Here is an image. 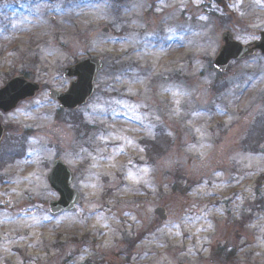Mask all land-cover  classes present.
<instances>
[{"label":"rangeland","instance_id":"1","mask_svg":"<svg viewBox=\"0 0 264 264\" xmlns=\"http://www.w3.org/2000/svg\"><path fill=\"white\" fill-rule=\"evenodd\" d=\"M221 2L0 0V88L41 85L1 115L0 264H264V56L213 68L264 0ZM87 59L94 94L60 110L49 90ZM57 158L80 203L52 216Z\"/></svg>","mask_w":264,"mask_h":264},{"label":"water","instance_id":"2","mask_svg":"<svg viewBox=\"0 0 264 264\" xmlns=\"http://www.w3.org/2000/svg\"><path fill=\"white\" fill-rule=\"evenodd\" d=\"M104 33L108 30L104 29ZM222 46L219 49L213 67L220 74L225 73L230 61H239L254 56L257 52L264 55V32L260 33L258 41L241 45L236 42L233 35L224 33L221 38ZM102 64L99 60H86L63 71V78L69 80L76 78L70 84L67 92L59 93L50 91V99L56 101L60 108L65 110H74L83 106L94 92L93 82L95 75L100 71ZM38 84L29 82L22 76L10 80L0 89V112L7 114L14 110L17 105L28 99H32L39 92ZM3 137V127L0 119V142ZM50 189L58 195V199L49 203V212L56 215L62 212H68L78 205L80 198L78 193L71 187L74 183L72 172L62 163L56 160L52 165V170L47 177ZM154 215L161 222L167 220L164 208L158 207L154 210Z\"/></svg>","mask_w":264,"mask_h":264},{"label":"flooded vegetation","instance_id":"3","mask_svg":"<svg viewBox=\"0 0 264 264\" xmlns=\"http://www.w3.org/2000/svg\"><path fill=\"white\" fill-rule=\"evenodd\" d=\"M224 1V0H223ZM215 2L216 3H218L219 5H222L223 4V2H221V0H215ZM263 31V30H262ZM259 32H261V31H258V32H256V35L258 36L259 35ZM258 38V37H257Z\"/></svg>","mask_w":264,"mask_h":264},{"label":"trees","instance_id":"4","mask_svg":"<svg viewBox=\"0 0 264 264\" xmlns=\"http://www.w3.org/2000/svg\"><path fill=\"white\" fill-rule=\"evenodd\" d=\"M264 137V133H260V135H259V139L260 138H263ZM155 147V149L157 148L156 146H154Z\"/></svg>","mask_w":264,"mask_h":264}]
</instances>
